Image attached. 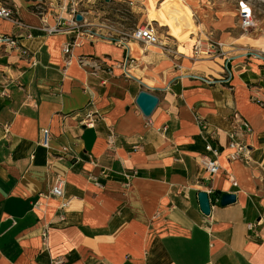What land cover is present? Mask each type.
Masks as SVG:
<instances>
[{"label":"crops","instance_id":"obj_1","mask_svg":"<svg viewBox=\"0 0 264 264\" xmlns=\"http://www.w3.org/2000/svg\"><path fill=\"white\" fill-rule=\"evenodd\" d=\"M84 1L79 11L95 25ZM39 2L0 0L31 28L0 18V34L29 52L0 48V264H264V220L261 238L248 228L264 216V60L236 53L224 32L223 52L233 53L224 82L222 65L206 71L188 54V7L167 17L161 6L157 17L183 52L131 42L124 66V48L85 39L66 66L74 35L42 31L56 21L48 9L42 20ZM210 76L219 79L197 78ZM142 91L159 99L150 117L136 104ZM88 112L99 116L93 128L82 124ZM231 138L249 149L248 165L229 160ZM203 158H217L219 172L209 175ZM216 193L236 202L215 205Z\"/></svg>","mask_w":264,"mask_h":264},{"label":"rangeland","instance_id":"obj_2","mask_svg":"<svg viewBox=\"0 0 264 264\" xmlns=\"http://www.w3.org/2000/svg\"><path fill=\"white\" fill-rule=\"evenodd\" d=\"M41 1V9H47L49 0ZM86 2V4L88 3ZM134 7L127 4V0H91L88 3L95 23L94 29L106 27L108 29L131 32L139 24H148L149 22L159 28L161 39L164 44L170 48L179 46V50L183 52L180 42L174 36L168 34V27L161 25L160 19L157 17V8L163 6V14L169 17V14L180 16L184 8L188 7L193 21L192 34L185 45H194L193 51L190 48L188 54L193 55L194 62L204 67L206 71L210 68L215 69L216 63L225 64L231 55H225L227 60H223L218 54L212 56L195 54V46L200 42L207 46L209 41L221 43L220 36L224 32L230 33L233 42L232 47L239 55L254 56L255 54L264 57V0H135ZM43 3V4H42ZM249 7L253 14V26L244 29L240 17L241 6ZM92 7V8H91ZM80 10V9H79ZM152 20V21H150ZM218 25H221L218 27ZM98 26V27H97ZM206 36V37H205ZM204 37V38H203ZM202 39V40H201ZM236 39H239L236 43ZM191 40V41H190ZM221 40V39H220ZM224 45L223 43H221ZM186 47V46H185ZM160 50L162 47H158ZM175 48V50H176ZM181 48V49H180ZM164 52V51H163ZM165 53V52H164ZM167 54V53H165ZM176 56V55H173ZM201 58V61L200 59ZM203 62V63H202ZM205 62V63H204ZM216 62V63H215ZM211 79H219L210 76Z\"/></svg>","mask_w":264,"mask_h":264},{"label":"built area","instance_id":"obj_3","mask_svg":"<svg viewBox=\"0 0 264 264\" xmlns=\"http://www.w3.org/2000/svg\"><path fill=\"white\" fill-rule=\"evenodd\" d=\"M84 0H49V3H47V9L50 11H54L55 21L56 25L54 27H46L41 29L45 33L53 34V33H59L62 31H67L69 34L74 35L73 43L67 44L63 47V53L66 56L65 57V63L66 66L71 64V50L72 46L77 44V41L79 40H85L89 39L91 41H98L103 40L110 43H113L121 48H124L127 51L129 50V44L131 42L140 43L144 49L151 48V47H162L161 50L167 53L168 55H177V50L170 48L166 44L162 42L161 34L159 31V28L153 25L152 23H148L146 25L139 24L137 25L131 32H121L117 30L108 29L106 27H101L98 29H94L95 26L91 25L86 18L83 16V13L79 11L82 2ZM127 4L130 7H134L136 4L135 0H127ZM43 10L41 12L42 20L45 18L46 10ZM55 9H58L56 11ZM67 14V16H65ZM77 16L82 17V21L77 20ZM240 17L242 21V26L244 29L251 28L253 26V14L249 7L246 5L241 6L240 11ZM0 18L4 20L12 21L16 26L26 29L28 28L24 23H22L20 20L15 18V12L12 8H10L8 5H4L0 7ZM98 27V26H97ZM29 30L31 28H28ZM202 42H200L198 45L195 46V54L199 55H208L212 56L218 54L220 57H222L225 60H227L225 57V52H223V45L221 43L217 42H210L207 46H204ZM0 48H5L8 52H18L24 57H29L28 50L21 47L19 40L12 35H6V34H0ZM256 58H261L264 60V57L262 55L255 54ZM202 58V57H201ZM130 59L129 53H127L126 60L124 62V66L127 65L128 60ZM81 65H85L86 61L81 59L80 61ZM100 66H96V69H100ZM222 70H223V80L224 82H229L231 79V72L229 69V61H227L225 64H222ZM200 80H202L205 84L212 85L214 84L217 79H211L209 77H197ZM3 94L6 95V91H3ZM99 116L95 113L88 112L83 120L82 124L86 127L93 128L95 124L98 121ZM241 126L244 128L246 132H250L251 129L248 124L242 122ZM50 136L49 131L43 132V144L46 145L48 139ZM230 148L234 149L235 151L229 155L230 161H240L246 165H248L251 161L250 158V151L247 148V146L237 143L233 138H231L229 142ZM214 154L217 156L218 152L213 151ZM202 164L205 167L206 171L209 175H215L220 170V165L218 163L217 158L211 159V158H203ZM64 181L61 178H58L55 181V185L52 189V194L56 196L59 199H62L60 203V220H65V214L64 210L69 207V201L64 200ZM221 201V198L215 199V205L219 204ZM264 216H262L261 220L255 225V224H249L248 228L249 231H254V236L257 238H261V234L258 232H255V227L257 225H260L263 222ZM46 233H44V237H46Z\"/></svg>","mask_w":264,"mask_h":264},{"label":"water","instance_id":"obj_4","mask_svg":"<svg viewBox=\"0 0 264 264\" xmlns=\"http://www.w3.org/2000/svg\"><path fill=\"white\" fill-rule=\"evenodd\" d=\"M77 20L82 21V17L77 16ZM136 104L145 117H150L157 108L159 99L157 96L150 92L142 91L137 97ZM236 198L237 197L235 194H224L221 197L220 204L223 207L234 204L236 202ZM198 199L202 213L206 216H210L211 202L209 194L206 192H200L198 195Z\"/></svg>","mask_w":264,"mask_h":264},{"label":"trees","instance_id":"obj_5","mask_svg":"<svg viewBox=\"0 0 264 264\" xmlns=\"http://www.w3.org/2000/svg\"><path fill=\"white\" fill-rule=\"evenodd\" d=\"M15 18H17V16H15ZM222 195H220L219 193H216V195H214V197L220 198ZM216 199V198H215Z\"/></svg>","mask_w":264,"mask_h":264},{"label":"bare ground","instance_id":"obj_6","mask_svg":"<svg viewBox=\"0 0 264 264\" xmlns=\"http://www.w3.org/2000/svg\"><path fill=\"white\" fill-rule=\"evenodd\" d=\"M150 21H152V20H150Z\"/></svg>","mask_w":264,"mask_h":264}]
</instances>
